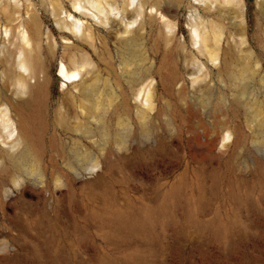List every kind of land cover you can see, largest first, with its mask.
I'll return each mask as SVG.
<instances>
[{"label":"rangeland","instance_id":"rangeland-1","mask_svg":"<svg viewBox=\"0 0 264 264\" xmlns=\"http://www.w3.org/2000/svg\"><path fill=\"white\" fill-rule=\"evenodd\" d=\"M49 1L34 0L45 108L20 105L0 65V98L24 121L18 149L0 138V264H264V0L211 9L149 0L144 25L125 43L113 22L96 25L97 77L82 96L63 87L59 68L93 51L78 41L64 47ZM190 4L210 28L223 27L222 68L209 63L197 82L190 71L206 58L192 38ZM153 7L171 18L174 37ZM150 79L152 109L136 96ZM227 130L233 139L221 149ZM197 133L217 140L215 153L194 146Z\"/></svg>","mask_w":264,"mask_h":264},{"label":"bare ground","instance_id":"bare-ground-1","mask_svg":"<svg viewBox=\"0 0 264 264\" xmlns=\"http://www.w3.org/2000/svg\"><path fill=\"white\" fill-rule=\"evenodd\" d=\"M72 9L68 10L63 0H50L43 3L64 36V47L66 49L78 48L76 41L83 42L89 46L93 53L84 51L78 54L66 56L61 61L59 76L63 78V87L71 85L79 92V95L89 94L94 86L97 77V63L94 53L97 51L96 25H110L111 22L117 28L116 36L121 43L129 41L134 34L136 27L144 25V17L148 15L146 6L149 0H68ZM203 4L206 9L213 6L221 7L219 0H195ZM225 3H235L240 5L242 0H224ZM224 3V4H225ZM196 4V3H195ZM223 4V3H222ZM202 7V6H201ZM191 14L189 16V26L192 38L197 51L206 59L195 61L190 75H195L194 82H197L204 75V67L222 68V35L223 27L211 24L203 20L197 7L190 4ZM150 16H159L163 26L169 30L170 38L175 36L174 23L160 8L153 7ZM242 45L247 46L245 33L241 34ZM49 46L52 53L59 48L58 42L53 38L50 31L47 33ZM44 41V30L40 19L39 10L34 0H0V65L3 73L1 77L15 79L14 85L17 94H23L20 105L42 106L45 108L49 94V79L36 80L39 73H44L43 58L41 56L42 43ZM247 49L250 50V48ZM206 65V66H205ZM35 79V83L32 80ZM138 102L146 105L148 109L153 107L155 95L153 79L142 83L137 90ZM115 95L109 98L108 103L115 100ZM68 97L73 95L68 92ZM12 106V105H11ZM10 102L0 98V138L10 149H18L24 142V121L20 114L16 112L19 119L15 120V115L11 111ZM13 107V106H12ZM14 108V107H13ZM207 136V130H204ZM233 139V133L227 130L222 138L221 149H227ZM216 139H207L204 143L201 135L197 133L192 142L194 146L202 148L208 154L214 152ZM215 153V152H214ZM94 167H99L96 163Z\"/></svg>","mask_w":264,"mask_h":264}]
</instances>
